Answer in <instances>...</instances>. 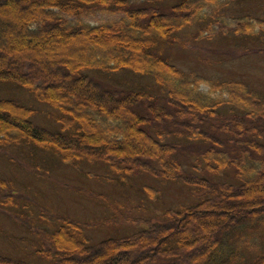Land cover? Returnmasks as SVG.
Listing matches in <instances>:
<instances>
[{"label":"trees","instance_id":"obj_1","mask_svg":"<svg viewBox=\"0 0 264 264\" xmlns=\"http://www.w3.org/2000/svg\"><path fill=\"white\" fill-rule=\"evenodd\" d=\"M163 1L37 0L35 14L17 20L21 28L36 36L53 30L89 36L84 50L91 46L94 57L82 55L73 72L68 65H62L60 76L69 75L72 85H81L95 96L100 104L94 111L95 121L109 122L101 129L105 136H114L109 141L114 147H122L124 155L108 151L103 143L94 144L95 153L84 151L88 142L82 138L85 130L81 117L47 95L55 96L57 92L50 90L51 84L43 73L30 72V58L14 66L0 50V85L26 90L37 104L59 113L60 123L51 130L34 118L35 109L0 96V123L7 127L0 131V147L30 146L58 162L75 166L106 162L117 179L125 174L123 183L131 175L181 181L191 187L196 198L181 209L168 208L160 222L126 237L102 239L93 247L88 245L90 237L83 233L80 223L63 218L61 224L58 221L50 225L53 231L47 230L42 239L47 247L43 248L42 242L37 251L48 264H103V255L95 259L93 256L117 246L133 253L132 247L126 248L129 245H136L137 251L140 246L145 250L143 257L136 253L131 258L132 264H264V183L251 185L264 177V95L251 91L239 80L188 75L152 52L160 43H172L185 28L196 27L189 36L192 41L183 43L193 51L199 43L195 40L223 32H231L234 38L251 33L254 25H264V20L225 13L235 0H173L168 10L162 6ZM95 16L107 18L92 24L88 19ZM151 25L156 27L155 33H148ZM127 29L137 34L147 31L136 38L140 57L134 62L113 54L115 47L107 44L111 41L94 39L99 34L108 36L111 30L124 38ZM252 38L249 34L245 41ZM121 71L150 77L152 84L143 85V91L123 90L120 82L111 77ZM202 83H206V89L201 88ZM190 92L192 98L188 97ZM14 110L23 117L8 119ZM127 124L143 143L141 154L125 147ZM117 179L113 180L120 182ZM9 184H13L11 180ZM5 186L6 180L0 178V190ZM7 194L0 191V195ZM11 201L12 198L0 199V204ZM206 214H215L219 221L202 220L197 243L190 246L183 242V236L191 234L193 224ZM75 253L81 255V261ZM0 264L32 263L2 255Z\"/></svg>","mask_w":264,"mask_h":264},{"label":"rangeland","instance_id":"obj_2","mask_svg":"<svg viewBox=\"0 0 264 264\" xmlns=\"http://www.w3.org/2000/svg\"><path fill=\"white\" fill-rule=\"evenodd\" d=\"M35 1L37 0H0V50L5 53L8 63L14 66L19 65L22 59L30 58L33 61L30 72L43 73L47 83L51 84L50 90L57 92L55 96L47 95L67 107H74L73 113L83 121L85 135L82 138L88 142L84 151L95 153L94 144L103 143L108 151L124 155L122 147L112 145L114 136H105L101 129L109 122L98 124L95 121L94 111L97 112L100 106L95 96L87 89H82L81 85H72L69 75L60 76L62 65H68L70 72H73L82 55L86 53L87 57H94L91 46L87 51L84 50L89 36L60 34L56 30L36 36L30 30L21 28L17 20L35 14ZM174 2L164 0L161 4L168 10ZM225 13L264 20V0H235L227 6ZM110 17L116 18L114 15ZM106 18L95 16L88 20L97 24ZM260 25H254L251 33L236 36L239 39H234L236 37L233 38L231 32H223L207 39L195 40L199 43L193 51L187 50L183 45L184 42L192 41L189 36L196 30V27H189L178 32L177 39L172 43H160L152 52L188 75L193 73L204 77L203 79L239 80L247 84L251 91L264 95V25ZM126 31L128 34L124 38L118 37L117 32L111 30L108 36L99 34L94 39L111 41L107 44L115 47L113 54H120L134 62L140 57L139 41L136 38L146 35L147 31L141 34L129 29ZM148 31L155 33L156 27L151 25ZM249 34L253 38L245 41ZM111 77L120 82L119 88L123 90L143 91V85H151L153 81L150 77L123 71L113 73ZM200 86L207 88L206 83ZM0 96L11 97L35 109L34 118L45 127L55 130L60 126L57 120L59 113L56 114L46 105L37 104L35 98L26 90L14 85H0ZM188 97L192 98L191 92ZM13 117L21 118L23 115L19 110H14L12 117L8 119ZM6 128L0 123V131ZM126 135L125 147H131L135 153L141 154L143 143L130 125L127 126ZM34 149L30 146L0 147V178H4L7 183L0 191L2 194L8 193L0 195V199L6 201L12 198L7 205L0 204V256L22 258L32 264H48L46 257L37 252L41 245L44 244L43 248L47 247V242L42 241L44 237L40 233L45 234V229L51 233L53 230L50 231V225L58 221L61 224L63 218L80 223L83 233L90 237L88 245L93 247L102 239L126 237L146 228L149 223L160 222L168 208L178 210L196 199L191 187L181 181L131 175L123 183L125 174L117 179L115 171L106 162L80 163L75 166L70 162H58L54 157L44 154L45 152ZM9 180L13 184H9ZM261 182L264 183V177L251 185L258 187ZM251 189L249 187L248 191ZM8 196L11 197L6 198ZM239 198L240 195L237 196ZM202 220L217 222L219 218L215 214H206L193 224L191 234L183 236V242L190 243V246L197 243ZM131 247L134 249L133 253H129L125 247L117 246L110 251L104 249L101 255L93 257L95 259L103 255V264H114L115 261L132 264L131 258L136 253L143 257L145 250L141 246L138 251L135 250L136 245L126 248ZM75 256L82 260L80 254L75 253ZM108 258L111 259L109 262L106 261Z\"/></svg>","mask_w":264,"mask_h":264},{"label":"bare ground","instance_id":"obj_3","mask_svg":"<svg viewBox=\"0 0 264 264\" xmlns=\"http://www.w3.org/2000/svg\"><path fill=\"white\" fill-rule=\"evenodd\" d=\"M126 61H128V62H129V60H128V59H126ZM68 108H69L70 110H72V111L74 110V107H71V106H69ZM122 254H124V253H122Z\"/></svg>","mask_w":264,"mask_h":264}]
</instances>
